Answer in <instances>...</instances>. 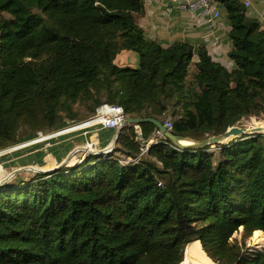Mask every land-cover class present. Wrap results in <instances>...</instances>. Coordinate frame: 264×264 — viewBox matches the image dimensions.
I'll list each match as a JSON object with an SVG mask.
<instances>
[{
    "label": "trees",
    "instance_id": "1",
    "mask_svg": "<svg viewBox=\"0 0 264 264\" xmlns=\"http://www.w3.org/2000/svg\"><path fill=\"white\" fill-rule=\"evenodd\" d=\"M219 1L232 71L204 46L195 61L189 44L148 41L143 0H0V150L80 120L78 104L83 119L104 104L171 117V133L195 141L264 117V27ZM124 53L136 68L117 64ZM157 132L125 126L109 157L1 187L0 264H181L195 241L216 264H264V251L232 243L241 229L264 233V135L180 148Z\"/></svg>",
    "mask_w": 264,
    "mask_h": 264
},
{
    "label": "crops",
    "instance_id": "2",
    "mask_svg": "<svg viewBox=\"0 0 264 264\" xmlns=\"http://www.w3.org/2000/svg\"><path fill=\"white\" fill-rule=\"evenodd\" d=\"M143 2L144 11L137 16V23L144 30L148 41L156 42L163 48H169L176 43L189 44L194 47L195 61H197V50L204 46L216 63L223 65L229 71L236 68L234 61L229 57L233 48L230 38L231 23L228 11L222 2H219L221 16L215 23H210L200 12L183 11L169 0H143ZM247 14L251 18L258 19L264 27V0H252ZM117 64L136 68L138 57L133 53H124L118 58ZM115 136L114 130L102 131L100 148H109L107 145L113 143ZM83 141V138L73 135L69 147L72 150L74 145H79ZM156 141L157 138H154L147 143L151 146Z\"/></svg>",
    "mask_w": 264,
    "mask_h": 264
},
{
    "label": "rangeland",
    "instance_id": "3",
    "mask_svg": "<svg viewBox=\"0 0 264 264\" xmlns=\"http://www.w3.org/2000/svg\"><path fill=\"white\" fill-rule=\"evenodd\" d=\"M75 110L80 113V120L71 121L66 119L64 123L60 124V126L53 131H39L36 135H29L28 137L22 138L15 145L0 150V188L9 184H17L32 179L38 172L31 170V168L48 171L60 167L63 160H65L72 151L69 147L71 136L78 135L83 138L84 141L83 143L81 142L79 146L87 141V136L84 135L83 130L50 138L64 129L90 121L96 115L94 114L90 118L83 119L86 117L87 111L81 104L76 105ZM168 119L172 118L169 117ZM237 125L242 128H257L258 132L256 134L264 135V117L243 119ZM88 137L89 139L93 138V134H88ZM61 148L62 150H60ZM213 148H216V146H213ZM55 149H57V154L55 153ZM99 149H101L100 146ZM215 152L217 153L218 151L215 150ZM63 164H65L64 166L66 167H73L71 160ZM260 239L263 240L264 235L261 236ZM232 243L239 245L246 256H250L257 251H264V247L255 244L254 234L247 235L244 229H241L234 235Z\"/></svg>",
    "mask_w": 264,
    "mask_h": 264
},
{
    "label": "built area",
    "instance_id": "4",
    "mask_svg": "<svg viewBox=\"0 0 264 264\" xmlns=\"http://www.w3.org/2000/svg\"><path fill=\"white\" fill-rule=\"evenodd\" d=\"M178 5V7L183 11L188 12H200L210 23H215L221 16L219 10V0H169ZM242 3L246 9L250 8L252 0H237ZM127 115L124 109L120 106L104 104L98 108L96 115L87 122L75 125L71 128L64 129L50 138L59 137L62 135L69 134L71 132L83 130L84 135L87 136V141L83 145H75L70 155L66 161L71 160L72 166L81 165L87 157L89 156H100V153H104L105 157H109L114 154L111 151L107 152V147L104 149H99L101 145V132L104 130H114L117 132L124 126L127 119ZM165 125L168 131L173 130V120L167 119ZM139 129V128H138ZM93 134V138L88 137V134ZM158 138H164V135L158 131ZM157 143V141L155 142ZM154 143V144H155ZM113 144V143H112ZM110 144L108 147H112ZM150 145L147 143L146 147L142 149V155L147 154ZM141 155V156H142ZM139 156L136 160L129 159L127 162L137 163L140 160Z\"/></svg>",
    "mask_w": 264,
    "mask_h": 264
},
{
    "label": "water",
    "instance_id": "5",
    "mask_svg": "<svg viewBox=\"0 0 264 264\" xmlns=\"http://www.w3.org/2000/svg\"><path fill=\"white\" fill-rule=\"evenodd\" d=\"M145 123H151V124L155 125L157 130L160 131L164 135V137H166L167 139L173 141L174 144H176L180 148H188V147H182L180 145V141H182L184 139H188V140H190L192 142H195L196 145H193L191 147L218 146V145H227L230 142L234 141L235 139L241 138L242 136L254 135V134H256L258 132L257 128H255V129H253V128H242V127L237 126V124H236L234 126H231L226 132H224L221 135L214 136V137L205 139L203 141H195V140H193L191 138H181V137L175 136L170 131H168L166 125L164 123L160 122L158 119L151 118V117H148V118L127 117V119H126V121L124 123V126L117 132V134H116V136L114 138V141H113V144H112V150L114 151L116 149V146L118 144L119 136H120L121 131L123 130V128L125 126H136V127L140 128V126L145 124ZM140 137L142 138L141 134H140ZM99 155L100 156H104V153H100ZM64 165L65 164H62L60 167H58L56 169H53V170L37 171V172H38V174L39 173H42V174L52 173V172L62 168ZM188 247H189V245L185 249L184 260H183V262L181 264H184L186 262V260H187Z\"/></svg>",
    "mask_w": 264,
    "mask_h": 264
},
{
    "label": "bare ground",
    "instance_id": "6",
    "mask_svg": "<svg viewBox=\"0 0 264 264\" xmlns=\"http://www.w3.org/2000/svg\"><path fill=\"white\" fill-rule=\"evenodd\" d=\"M180 145L182 147H191L196 144L195 142H192L188 139H184L180 141ZM111 148L112 147H109L107 149V152L111 151ZM31 170L41 171L40 169H37V168H31ZM263 235L264 233L261 231H257L254 233V240H255L256 245H261L262 247H264V239L263 240L260 239V237ZM184 264H216V263L213 262L211 258L206 254V252L203 250L201 242L196 241L189 245L188 253H187V260Z\"/></svg>",
    "mask_w": 264,
    "mask_h": 264
}]
</instances>
